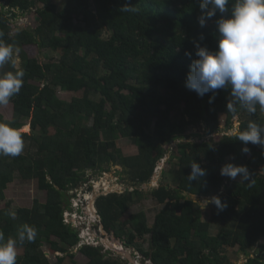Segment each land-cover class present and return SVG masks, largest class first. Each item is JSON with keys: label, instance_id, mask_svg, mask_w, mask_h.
Wrapping results in <instances>:
<instances>
[{"label": "trees", "instance_id": "16d2710c", "mask_svg": "<svg viewBox=\"0 0 264 264\" xmlns=\"http://www.w3.org/2000/svg\"><path fill=\"white\" fill-rule=\"evenodd\" d=\"M57 1L0 0V41L13 46V54L21 59L19 67L5 63L1 76L24 72L23 86L10 100L12 119L0 112V122L20 130L23 139L19 155H0V231L6 242L25 224L37 230L33 242L18 244L17 264H66L67 256L74 257L71 251L81 239L65 217L71 207L67 193L86 184L87 169L102 171L109 162L122 166L131 178L124 180L136 188L96 198L100 225L111 239L137 248L153 264H233L228 246L240 245L247 252L258 243V255L243 264H264V147L248 144L246 154L245 145L236 140L250 121L264 125V111L257 105L255 114L239 106L235 114L229 112L230 88L218 90L209 103L212 93L201 98L185 87L196 59L193 41L217 48L215 21L220 13L202 28L199 0ZM125 5L136 11L122 12ZM30 11L37 26L18 29L16 20ZM31 45L38 48V56L28 52ZM48 50L59 56L43 61L41 54ZM186 52L192 53L191 58ZM62 91L84 94L69 101L59 96ZM24 119L30 133L21 131L29 129ZM196 125L215 135L214 142L184 141L187 128ZM121 137L131 139L137 155H124L117 145ZM176 141L171 181L149 191L160 205L150 224L145 211H129L139 200L137 187L152 180ZM193 162L207 174L190 182ZM227 163L247 166L249 181L221 176ZM17 170L36 179L47 199L18 208L13 218L6 190ZM221 190L218 197L225 207L216 206L221 226L212 235L211 223L203 222L198 205L185 194ZM141 241L150 242V249H144ZM44 246L66 255L53 263ZM79 251L89 264H128L104 245L83 244Z\"/></svg>", "mask_w": 264, "mask_h": 264}, {"label": "clouds", "instance_id": "9594fccd", "mask_svg": "<svg viewBox=\"0 0 264 264\" xmlns=\"http://www.w3.org/2000/svg\"><path fill=\"white\" fill-rule=\"evenodd\" d=\"M229 3L230 0H199L201 14L198 17V23L202 28L206 27L207 22L216 17L217 13H220V17L215 21L218 45L215 50H210L207 46H202L199 41H193L196 59L192 60L190 64L185 87L196 92L201 98L205 94L212 93L209 103L214 101L218 90L230 88L227 110L235 114L237 106H239L248 113L255 114L257 105L261 111H264V0H234L231 8H229ZM121 11L135 12L136 9L133 6L125 5ZM2 35L0 33V36ZM202 39L203 36H201ZM13 52V46L0 41V66L10 61L14 64ZM185 55L191 58L192 53L186 52ZM23 77V71L7 72L0 76V106L8 105L11 98L20 92L23 86ZM236 140L245 145L242 151L246 154L250 152L248 144L264 147V125L250 121L247 129L237 133ZM22 148L23 139L20 130L11 127L8 123L0 122V155L17 156L21 153ZM206 174V169L202 168L198 162H193L191 173L187 178L193 182L201 180ZM220 174L231 180H236L239 176L241 182L249 181L251 175L247 166L234 163L223 165ZM154 176L156 177L157 174L155 173ZM74 202L75 204H71L68 210L80 211L86 205V201L80 199L79 196L74 198ZM95 202L96 199L94 204L92 201L94 214L98 215ZM209 202L214 203L221 210L225 207L219 197H213ZM87 214L89 215V213ZM9 215L15 217L14 212H10ZM72 215L73 213L70 212V216ZM66 218L68 219V217ZM77 218L80 221L78 226L74 228L72 225V227L79 232L81 241L74 249L79 250L83 244H90L87 241V236L97 241L93 243L94 246L104 245L106 248H110V244L102 242L105 231L100 225V217L98 221L94 216H90L95 220L92 221L89 229H85L86 223L82 224V221H85L82 217H76L74 220ZM83 232L86 233L83 234ZM36 235L37 230L33 226L25 224L18 229L15 238L8 237L5 242L4 233L0 231V264H17L18 244L22 245L26 240L33 242ZM110 240L112 243H120L121 249L119 250H124L125 246L131 247L124 245L119 239L110 238ZM131 248L139 252L137 248ZM145 259L152 263L150 259L144 257Z\"/></svg>", "mask_w": 264, "mask_h": 264}, {"label": "rangeland", "instance_id": "374dc122", "mask_svg": "<svg viewBox=\"0 0 264 264\" xmlns=\"http://www.w3.org/2000/svg\"><path fill=\"white\" fill-rule=\"evenodd\" d=\"M60 1H63V0H58L57 3H59ZM36 19L37 18L35 16V13L30 11V12L25 13V15H21L16 20L15 24L18 29H25L29 27L34 28L38 24ZM27 50H29L28 52L30 54H37V56L39 55V50L36 46L31 45L28 47ZM45 53L47 54V57H45L46 55ZM58 56H59L58 53L53 52L52 50H48L41 54V59L43 61H46L49 59V57H58ZM13 61L15 62L17 67L21 65V59L18 53L16 52L15 54H13ZM4 66L5 64L3 66H0V76H1L2 69ZM83 94H84L83 91H80L77 93L63 92V91L59 92V96L61 98H64L69 101L72 99L73 96H83ZM95 98L98 99V96H96ZM0 112L3 114V116L6 119L8 120L12 119L13 112H14L13 104L9 103L8 105L0 106ZM23 121L26 122L27 120L24 119ZM225 121H226V114H223V113L220 114L221 127L225 126ZM26 125L29 126V129L26 130L24 128L25 130H21V131L30 133L31 126L28 121L26 122L25 126ZM235 132H236V128L234 130H231V133H235ZM214 136L215 135H208L205 132L204 126L196 125V126L187 128L186 136L184 137L183 140L184 141H194V142L213 141ZM176 143L177 141L170 145V149L168 150L167 154L160 161V164L158 165L157 170L155 172L158 176L157 177L154 176L151 182L146 183L137 188L139 193L136 194V199H139V200L131 207L129 211V213L145 211L148 216V220L150 224L154 222L155 215L160 209V205L157 202H155L156 200L152 197V194L149 191L152 188L160 186L162 181L163 182L171 181V178H172L171 169L176 168L175 165L177 161L176 159H172V152L174 153V148H176ZM26 145H28V143ZM117 145L118 147L122 149V152L126 156H134V155H137L139 152L138 147L134 145L131 139L129 138H123V137L119 138L117 140ZM165 147H168V146H165ZM103 168H105V170H102V171H100V169H94V170L87 169L85 171V181H87L88 184H82L77 189H74L67 193V196L70 198L72 205L75 204L74 197H73L74 194H76V196H79L80 199H83L86 201V205L83 210H80V211L67 210L73 213V215L68 217V219H72L71 223L74 228H76L78 226V223L80 222L78 218L76 220H74V218L80 217V216H82V218L85 220V221H82V224L86 223L85 229L90 228L92 221H94L95 219L90 218L91 210L89 209V207H92V210H94V205H92V201L94 204V200L99 195L100 190L102 192H105L107 187H110L112 189H119L120 186H123V190L126 188L127 191H132L136 189L135 187H132V184L130 185L128 181L127 182L125 181L128 175L126 176V174L123 172L122 166H118L116 164L109 162V164L106 163ZM129 179L131 180L130 177ZM240 179L241 178L239 176L236 178V180L238 181ZM90 184H92L91 186L92 190H89ZM220 194H221V191L220 192L212 191L209 195H201V196L191 195L187 193L185 194L186 198L193 199L196 202V204L198 205V210L201 212V218L202 219L204 218L205 220L211 222L212 231L214 233L218 231L219 227L217 223L220 220L216 219V216L218 213V209L216 205L209 201H211L213 197H218ZM35 199L45 202L47 199V192L39 189L38 182L36 179L30 178L29 176H26L25 173H22L21 171L17 170V172L14 175V181L9 184L6 190V200L11 202L12 204L11 208L13 212H16V210L20 207H32ZM82 203L84 202L82 201ZM2 206H4V204ZM66 212L65 214L68 216V213ZM87 213H89V215ZM128 215H126V217ZM97 220L99 221V217H97ZM85 233L86 232H83V234ZM104 234H105V237H103L102 242L106 243L107 245L110 244L109 245L110 248H106V249L110 251L112 256H116L119 259H121L123 262H126L128 264H149L151 263L149 260H146V259L144 260V256L141 253L137 252L136 249L134 250L131 247L125 246L124 250H119L121 249L120 243L118 242L112 243L111 240L109 241L110 239L109 234H107L106 232H104ZM148 237L149 235H147L146 238ZM86 238H87L88 243L90 244L97 242L95 241V239H92V237L90 236H87ZM141 242H142L141 245L144 247V249L146 250L150 249V242L148 241H145V242L141 241ZM43 249L46 253V256L53 263L56 262L57 257L59 255H66L65 253H62V252L61 253L53 252L47 246H44ZM232 250L235 253L232 252L231 254L237 257H240L241 262H243L245 254L242 251L239 252L238 247H235ZM71 253L74 254V257L72 258L71 255L70 257L67 256L66 264H89V258L83 255L78 249H72ZM231 260L233 259L231 258Z\"/></svg>", "mask_w": 264, "mask_h": 264}, {"label": "crops", "instance_id": "0c3cea01", "mask_svg": "<svg viewBox=\"0 0 264 264\" xmlns=\"http://www.w3.org/2000/svg\"><path fill=\"white\" fill-rule=\"evenodd\" d=\"M157 176H158V175H157ZM157 176H156V177H157ZM153 186H154V185H153ZM137 188H138V187H137ZM223 189H224V188H223ZM118 190H121L122 192H123V191H127L126 188L123 190V186H120V188H119ZM223 191H224V190H221V193H222ZM202 220H203L204 223H211L210 221H207V220H205L204 218H203ZM217 225H218V227L221 226L220 221H218ZM210 230H211V234H212V235H217V233H218V231H219V228H218V231L214 233V232L212 231V224H211V228H210ZM235 247H238L239 252L242 251V252L245 254V257H244V261H243V262H241V258H240V257H237V256L231 254L232 252L235 253V252L232 250V249L235 248ZM235 247H229V246H228L227 249H226V253H227V255L229 256L230 260H231V258L233 259V260H231V262H232L233 264H243L244 262L247 261L248 258L253 257L254 255H258V243H256V244L253 245V246H249V248L247 249V252H245L244 250H242L240 245H237V246H235ZM262 255L264 256V253H263Z\"/></svg>", "mask_w": 264, "mask_h": 264}, {"label": "built area", "instance_id": "2783aa9c", "mask_svg": "<svg viewBox=\"0 0 264 264\" xmlns=\"http://www.w3.org/2000/svg\"><path fill=\"white\" fill-rule=\"evenodd\" d=\"M86 184H88L87 182H86ZM92 186V184H90V187ZM115 191H117V192H122L121 190H118V189H112V188H110V187H107L106 188V191L105 192H102V191H100V193H99V195H107L108 193H110V192H115ZM77 201H79V199H77ZM66 213H68V216L65 214V216L66 217H70V212H66ZM94 216V218L95 219H97V217H99L97 214H94L93 215ZM80 217H82V216H80ZM70 223H71V220L72 219H67ZM72 224V223H71Z\"/></svg>", "mask_w": 264, "mask_h": 264}, {"label": "bare ground", "instance_id": "6f19581e", "mask_svg": "<svg viewBox=\"0 0 264 264\" xmlns=\"http://www.w3.org/2000/svg\"><path fill=\"white\" fill-rule=\"evenodd\" d=\"M22 130H24V129H22ZM91 206V205H90ZM89 209L91 210V216L93 217V215H94V210H92V207H89Z\"/></svg>", "mask_w": 264, "mask_h": 264}]
</instances>
